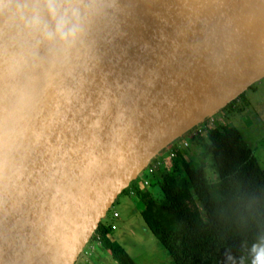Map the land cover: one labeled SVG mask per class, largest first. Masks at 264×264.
<instances>
[{"label":"water","instance_id":"water-1","mask_svg":"<svg viewBox=\"0 0 264 264\" xmlns=\"http://www.w3.org/2000/svg\"><path fill=\"white\" fill-rule=\"evenodd\" d=\"M49 45L0 0V264H74L151 161L264 78V0H98Z\"/></svg>","mask_w":264,"mask_h":264},{"label":"trees","instance_id":"trees-1","mask_svg":"<svg viewBox=\"0 0 264 264\" xmlns=\"http://www.w3.org/2000/svg\"><path fill=\"white\" fill-rule=\"evenodd\" d=\"M238 99L226 108L236 111ZM220 122L197 138L210 166L195 165L177 149V140L169 147L170 161L160 166L151 161L145 179L122 192L141 203V218L172 264H252L253 245H264V169L239 130ZM207 167L217 188L208 181ZM152 184L160 196L149 190ZM96 238L116 264H135L109 223L99 224L91 241Z\"/></svg>","mask_w":264,"mask_h":264},{"label":"rangeland","instance_id":"rangeland-1","mask_svg":"<svg viewBox=\"0 0 264 264\" xmlns=\"http://www.w3.org/2000/svg\"><path fill=\"white\" fill-rule=\"evenodd\" d=\"M243 94V98H239L237 101L235 106L236 111L225 108L217 113L215 117L216 119L218 118L221 120V124L232 125L239 130L244 141L248 144L253 151L254 156L257 158L260 167L264 169V78L253 84ZM188 138L190 139L189 135H184L179 139L180 141H178V144H183L184 142L187 143L186 147L180 145L182 146L180 150L186 153V157L192 159L195 165H199L200 163L207 165V163H210L209 157L205 159L206 154L203 152L202 146L197 141L198 137L193 140H188ZM168 152L169 149L162 152L160 157L167 158L169 155ZM145 175L146 170H143V172L138 175L135 182L140 183L145 179ZM207 177L209 183L212 184V187L217 188L216 175L214 174L212 167H207ZM149 190H151L154 195L160 196L158 188L153 184L149 186ZM131 196L132 193L120 194L103 221L109 223L112 213L117 210L120 213V218L113 219V223L117 226V230L114 231L116 236L126 231V229L123 228L125 222V225H128L127 227H129L131 223L134 224L132 230L136 232V236L127 233L128 235H126L124 239L126 241L125 245L132 256L137 252L145 256H151L155 251L154 257L160 261L159 263L172 264L164 247L158 243L148 229H143V226L145 225L141 216L139 214L136 215L131 213V211L129 212V208L138 202H136L135 198H132ZM135 238L139 241L138 243L133 242ZM149 239H152L154 244H158L157 249L154 248L153 243L149 242ZM131 244H133L134 247L129 248ZM165 256H168L169 261H167Z\"/></svg>","mask_w":264,"mask_h":264},{"label":"clouds","instance_id":"clouds-1","mask_svg":"<svg viewBox=\"0 0 264 264\" xmlns=\"http://www.w3.org/2000/svg\"><path fill=\"white\" fill-rule=\"evenodd\" d=\"M98 0H15L9 9L19 16L29 33L49 45L72 44L100 10ZM3 11V7H0ZM252 264H264V245H253Z\"/></svg>","mask_w":264,"mask_h":264},{"label":"crops","instance_id":"crops-1","mask_svg":"<svg viewBox=\"0 0 264 264\" xmlns=\"http://www.w3.org/2000/svg\"><path fill=\"white\" fill-rule=\"evenodd\" d=\"M141 209H142L141 203L140 202H137V203H135V205H133L131 208H129V212L131 211V213H134L136 215L137 214L140 215V210ZM114 212H116L118 214V217L117 218L110 217V219H109V225H115V223H113V219H119L120 218V213L117 210H115ZM123 221H126V220H123ZM125 224H126V222H125ZM125 224L123 225V228L126 229L125 232L120 233L119 235L116 236V234L114 233V231L117 230V226L115 225L116 226V229L112 231V234H113L114 239L117 241V243L128 253V255L131 257V259L134 261V263L135 264H148V263H151V264H161V263H159L160 261H158L157 258L154 257L155 251L151 254V256H149V255H146L145 256V255H143L141 253H138V252L134 256H132L130 254V252L128 251V249H127V247L125 245V242L126 241L124 239H125V236L128 235L127 233H130L131 235H133V236L135 235L136 236V232H134L132 230V227H133L134 224L131 223L129 227H127L128 225H125ZM144 225L145 226H143V229H148V227L146 226L145 222H144ZM148 231H150V230L148 229ZM152 236H153V234H152ZM152 241H153L152 239H149V242L153 243L154 248L157 249V245L158 244H156V243L154 244V241L153 242ZM133 242L134 243H138L139 241H137L136 238H135V240ZM158 243L161 244L159 241H158ZM131 247H134V245L131 244L129 246V248H131ZM165 257H166L167 261H169L168 256H165ZM92 264H116V263L114 262V260L112 259V257L107 252H104L103 250H99V251H97L94 254V258L92 259Z\"/></svg>","mask_w":264,"mask_h":264},{"label":"built area","instance_id":"built-area-1","mask_svg":"<svg viewBox=\"0 0 264 264\" xmlns=\"http://www.w3.org/2000/svg\"><path fill=\"white\" fill-rule=\"evenodd\" d=\"M220 119H216L215 116L210 117L209 119L205 120L204 122H202L201 124H199L198 126L194 127L192 130H190L187 135L190 136V139L188 138V140H193L196 137L202 136L204 134V132L210 128L211 126H213L214 124H217L218 121ZM191 133V134H190ZM183 145L184 147L187 146V143L184 142L177 144V149H181ZM168 157L167 158H163L162 156L157 157L155 159V164L156 166H160L162 164L167 163L168 161L171 160V158L174 157V153L169 151L168 152ZM149 171H151V169H149ZM147 184V181L144 182V185ZM112 218H117L118 214L116 212H113L111 215ZM110 228L112 230L116 229L115 225H110ZM102 250L101 249V241L99 240V238H96V240L94 241H89L88 244L85 246L83 252L81 253V255L79 256V258L77 259V261L74 264H91L92 263V259L94 258V254L99 251Z\"/></svg>","mask_w":264,"mask_h":264}]
</instances>
